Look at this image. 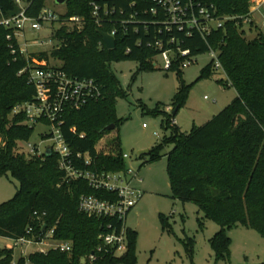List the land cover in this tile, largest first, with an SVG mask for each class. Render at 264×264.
<instances>
[{
    "label": "trees",
    "instance_id": "1",
    "mask_svg": "<svg viewBox=\"0 0 264 264\" xmlns=\"http://www.w3.org/2000/svg\"><path fill=\"white\" fill-rule=\"evenodd\" d=\"M22 1L26 15L37 17L46 0ZM88 1L67 0L64 16L82 17L83 27L76 30L61 26L53 35L56 42L51 51L32 53L28 59L19 51L11 53L10 45L17 48V42L15 38H6L12 30L0 24V176L9 173L18 182L14 196L0 203V237L12 241L25 237L34 242L50 239L71 243L69 251L50 247L17 259L13 257L14 247H3L0 264H136L135 231L127 228L126 251L113 255L105 250L100 239L108 219L88 216L78 209L82 194L106 199H113L115 194L96 191L84 180H66L54 152L49 155L20 152L18 143L29 141L34 125L26 124L22 113L12 115V110L18 103L34 100L35 87L27 83V73L18 75L32 58L45 61L72 78L93 79L99 95L78 109L65 107L57 126L73 154L86 153L92 159L88 166L76 161L77 167L124 170L118 134L109 143L114 144L115 153H103L96 148L98 141L112 132L105 130L106 126L114 124L117 129L122 123L116 116L115 102L125 93L110 63L134 60L140 62L139 71L151 70V59L160 51L153 43L161 40L167 48L170 37L178 39L181 48L189 49L195 56L210 47L218 50L229 83L222 79L218 82L234 88L236 96L205 123L183 132L171 120L190 89L180 76L184 57H178L169 69L175 70L180 79L172 113L165 123L170 134L139 157L148 156L154 161L162 157L164 147L172 146L165 154L172 197L182 203H194L203 218L218 225L209 240L217 259L228 256L227 230L234 226L251 228L264 238V34L257 31L248 39L240 21H227L206 38L198 33L186 36L175 29H158L147 15L146 27L134 22L126 34L115 35V46L108 49L99 32H110L111 24L95 23ZM210 1L220 15L239 16L248 12L249 0ZM109 5L115 7L110 17L122 16V8L125 16L131 10L128 0H110ZM18 10L14 0H0V19ZM134 26L138 27L137 32L132 29ZM49 58L60 64L50 65ZM215 73L218 72L210 61L201 69L199 79ZM41 121L49 123L46 119ZM46 137L41 134V138Z\"/></svg>",
    "mask_w": 264,
    "mask_h": 264
},
{
    "label": "rangeland",
    "instance_id": "2",
    "mask_svg": "<svg viewBox=\"0 0 264 264\" xmlns=\"http://www.w3.org/2000/svg\"><path fill=\"white\" fill-rule=\"evenodd\" d=\"M45 6L62 18L67 12L66 4H57L54 0H46ZM264 16V6L255 14L258 28L246 34L248 39L257 31L264 34V26L260 21ZM61 22L45 25L40 31L28 30L24 35L27 40V51L39 53L50 52L55 46L54 40L48 43ZM74 29L72 24L66 26ZM38 41H45L39 44ZM194 62L183 67L180 73L182 80L190 85L184 103L173 116L179 128L189 131L199 126L226 107L236 96L232 87L218 82V73L199 79L200 71L211 61L210 55L200 53L193 56ZM153 69L139 71V61L118 60L110 63L124 91L123 96L116 98L115 113L122 119L117 129L104 135L96 144L98 151L115 153L114 144L109 145L119 135L122 153L128 154L125 159L126 168L134 172L133 186L142 192L139 201L127 214V228L136 232L135 254L136 264H261L264 262V238L255 230L241 225L227 230L230 237L229 253L224 259H217L210 245V238L219 229L211 219L203 218L194 203L181 201L172 197L167 174V157L165 154L171 145L161 150L162 157L150 161L148 156L140 158L138 151L151 149L164 136H169L166 129L168 115L173 110V98L179 85L175 70H164L160 55L152 59ZM50 65L60 62L49 58ZM143 124L146 126L143 127ZM48 127L37 123L29 141L39 143L41 133H47ZM49 145L48 141L40 143V148ZM19 151L24 152L26 146L19 142ZM18 182L7 175L0 176V203L11 199L17 189ZM54 241L45 239L41 243L17 244L15 241L0 237V248L14 247V259L34 251H45L53 247Z\"/></svg>",
    "mask_w": 264,
    "mask_h": 264
},
{
    "label": "built area",
    "instance_id": "3",
    "mask_svg": "<svg viewBox=\"0 0 264 264\" xmlns=\"http://www.w3.org/2000/svg\"><path fill=\"white\" fill-rule=\"evenodd\" d=\"M19 7L18 12L8 17H1L0 24L12 30L6 38L12 40L15 38L17 48L10 45L11 53L17 51L26 59L30 58L32 53L27 51V38L25 31H40L45 25L53 22H61L63 26L71 24L76 30L83 27L84 20L82 17L73 16L62 18L46 6L43 7L37 17H30L25 13V3L22 0H14ZM110 0H89L90 14L95 23H110V32H107L115 38L119 32L126 34L128 26L139 22L143 27L147 26L146 16H151L150 21L158 25V29L164 28L167 31L177 30L186 36L198 33L201 37L206 38L214 30L222 28L227 21H240L241 27L247 34L252 29L258 28V20L255 14L264 6V0H249L248 12L245 15L231 16L220 15L217 13L215 4L210 0H128V7L131 9L125 16V10L120 9L122 16L110 17L114 14L115 7L109 5ZM264 26V16L260 21ZM68 28V27H67ZM135 32L138 27H132ZM146 31V30H145ZM53 38L47 40L52 42ZM39 44L46 43L38 41ZM155 48L163 61L162 68L169 70L173 61L178 57H184L180 67H186L195 60L189 49L181 48L179 40L170 37L167 40V48L161 40H156ZM129 52V48L126 49ZM207 53L210 55L213 68L218 72L224 82L229 80L223 71L219 60V51L209 48ZM27 73V83L35 87V97L32 101L18 103L12 110V115L22 113L25 115V123L35 125L43 123L41 119L49 121L44 124L48 127L46 138H41L39 143L30 141L22 142L26 148L24 153L28 155H41L50 148L58 156V166L65 173L66 180H84L96 191H110L115 197L106 199L94 194H82L79 197L78 209L88 216L108 219L105 231L100 235L101 244L106 251L113 255L119 256L127 249V226L125 223L127 214L134 205L139 201L142 192L133 186L134 172L125 168L121 171H106L81 168L76 166V161L84 165L91 164L92 159L86 153L73 154L68 145L65 143L59 127V119L65 107L69 106L78 109L87 103L88 99L96 98L99 95V89L93 79H75L64 72L48 66L45 61L31 59L18 75ZM175 122V121H174ZM146 125L143 124V127ZM41 137V136H40ZM48 141L49 145L40 148V143ZM128 154L122 153L123 159L128 158ZM51 233V232H50ZM44 241V240H43ZM41 241V242H43ZM17 244L41 243L34 242L31 239L22 237L15 241ZM53 247H58L61 251H69L71 243L68 241L55 242ZM92 259L93 254L90 256Z\"/></svg>",
    "mask_w": 264,
    "mask_h": 264
},
{
    "label": "water",
    "instance_id": "4",
    "mask_svg": "<svg viewBox=\"0 0 264 264\" xmlns=\"http://www.w3.org/2000/svg\"><path fill=\"white\" fill-rule=\"evenodd\" d=\"M54 1H55V3L62 5V4H65L67 0H54ZM99 33H100V36L102 37V40H103L104 44L106 45V47L108 49L114 48V46H115V38L113 36H111L110 34H108L107 32L100 31ZM114 129H115V125L114 124H110V125L105 127V130L112 131ZM50 153H51L50 148H47L45 154L49 155ZM147 153H148V149L138 151V155H141V154L145 155Z\"/></svg>",
    "mask_w": 264,
    "mask_h": 264
},
{
    "label": "crops",
    "instance_id": "5",
    "mask_svg": "<svg viewBox=\"0 0 264 264\" xmlns=\"http://www.w3.org/2000/svg\"><path fill=\"white\" fill-rule=\"evenodd\" d=\"M175 121V120H174ZM175 123H176V121H175ZM177 124V123H176ZM17 259V258H16Z\"/></svg>",
    "mask_w": 264,
    "mask_h": 264
}]
</instances>
